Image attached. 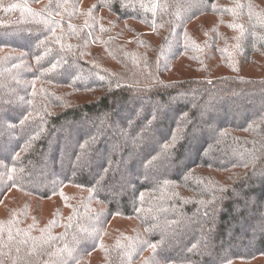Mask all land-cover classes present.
<instances>
[{
	"label": "trees",
	"instance_id": "16d2710c",
	"mask_svg": "<svg viewBox=\"0 0 264 264\" xmlns=\"http://www.w3.org/2000/svg\"><path fill=\"white\" fill-rule=\"evenodd\" d=\"M261 59L264 0H0V264H264Z\"/></svg>",
	"mask_w": 264,
	"mask_h": 264
},
{
	"label": "rangeland",
	"instance_id": "374dc122",
	"mask_svg": "<svg viewBox=\"0 0 264 264\" xmlns=\"http://www.w3.org/2000/svg\"><path fill=\"white\" fill-rule=\"evenodd\" d=\"M105 16L109 17V14H106V10H102L101 11ZM201 18V19H200ZM196 22L193 23V28L195 24H199V22H203L206 20H214V15L211 14H207L204 15L202 17H199L198 19H195ZM196 26V25H195ZM260 65H247L245 67H242V71L241 73L243 75H254V76H261L264 75V60H260ZM69 191L66 190V193H81V192H86V190L79 188V187H71L68 188ZM14 195H18L19 198V193L12 191L11 192ZM9 193V196H11L12 194ZM26 197H28V195H25ZM80 198V197H79ZM78 198V199H79ZM10 199V197H7L5 203L0 207V214L4 215L6 210H9L11 206H8V204H10L11 202L8 201ZM57 201V198H54ZM53 198H36V197H31L30 198V208L29 211H31V216L30 218H32V216L34 215L33 213V207H34V211L37 217L41 218L42 220H46L49 218V216L52 214V209L54 206V200ZM81 199V198H80ZM97 205L95 206V208L97 209H103L105 206L102 202H95ZM4 207V209H3ZM137 222L136 219L132 216L130 217H125V216H119V215H114L113 217L110 218L106 228H105V233H103L104 236V241H107L106 239L112 238L115 239L117 236L119 235H129L131 233H134L133 231V227L137 226ZM139 228V225H138ZM110 229L112 230L111 233H109ZM145 255V254H144ZM143 255V256H144ZM239 264H253V263H239Z\"/></svg>",
	"mask_w": 264,
	"mask_h": 264
},
{
	"label": "snow or ice",
	"instance_id": "6c2138e0",
	"mask_svg": "<svg viewBox=\"0 0 264 264\" xmlns=\"http://www.w3.org/2000/svg\"><path fill=\"white\" fill-rule=\"evenodd\" d=\"M153 247H155V246H153Z\"/></svg>",
	"mask_w": 264,
	"mask_h": 264
}]
</instances>
